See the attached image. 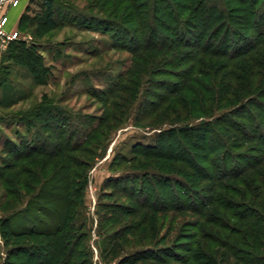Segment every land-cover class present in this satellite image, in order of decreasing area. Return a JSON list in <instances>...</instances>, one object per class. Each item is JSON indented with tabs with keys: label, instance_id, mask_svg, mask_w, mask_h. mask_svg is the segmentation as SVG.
Returning a JSON list of instances; mask_svg holds the SVG:
<instances>
[{
	"label": "trees",
	"instance_id": "16d2710c",
	"mask_svg": "<svg viewBox=\"0 0 264 264\" xmlns=\"http://www.w3.org/2000/svg\"><path fill=\"white\" fill-rule=\"evenodd\" d=\"M43 9L47 31L77 25L103 35L112 32L122 40L118 47L130 54V66L106 81L102 116L78 124L81 129L52 102L9 116L24 123L30 140L1 144L9 157L0 158V183L6 188L1 208L11 204L14 210L10 215L5 209L0 218L2 238L14 247L4 264H74L82 257L76 253L82 236H72L81 229L79 187L86 184L79 177L94 163L68 152L84 147L93 157L125 124L132 107L136 126L159 130L152 146L134 148L142 170L133 173L169 181L170 172H153V164L146 170L144 160L153 159L166 168L180 163L198 178L200 191L187 208L200 218L191 226L195 233L185 234L192 244L176 262L218 264L215 253L223 248L241 264H264V0H43ZM26 42L13 41L2 52L0 68L17 52L37 80L47 77L39 67L42 57ZM162 77L177 80L163 82L166 93L154 90L155 79ZM146 85L150 89L144 94ZM0 86L2 109L22 101L12 86ZM132 93L140 98L132 102ZM175 145L178 154L172 151ZM129 178L116 179L113 187L122 192L133 187L136 181ZM179 188L186 197L188 190ZM141 207L160 211L146 201ZM19 218L24 221L12 224Z\"/></svg>",
	"mask_w": 264,
	"mask_h": 264
},
{
	"label": "rangeland",
	"instance_id": "374dc122",
	"mask_svg": "<svg viewBox=\"0 0 264 264\" xmlns=\"http://www.w3.org/2000/svg\"><path fill=\"white\" fill-rule=\"evenodd\" d=\"M26 13L27 19L20 28L21 31H18L22 37H30L26 44L33 52L40 54L43 62L39 67H45L48 76H41L37 80L36 75L21 64L22 60L17 52L12 53L13 59L4 58L0 68V84L12 86L16 91L14 97H21L22 101L9 109L0 107V158L3 159L9 158L2 151L3 142L11 140L19 143L20 138L28 142L30 140L24 123L9 116L32 111L42 102H52L64 112L62 116L68 119L71 126L77 125L81 129L82 125L78 127V124L88 123L89 120L102 116L101 100L106 98L102 94L106 81L115 78L130 66V54L118 47L122 40L116 39L112 32L103 35L97 31L81 29L77 25L47 31L42 25L43 0H31ZM8 16L11 17V13ZM113 30L126 35L122 29ZM9 45L3 52L8 50ZM113 46H116L115 49ZM16 47L21 48L20 45ZM45 79L46 84H42ZM163 82L174 84L177 80L165 77L155 79L154 90L166 93ZM146 87L150 86H143L141 92L144 93ZM1 88L0 86V100L3 95ZM143 93L141 95L145 94ZM130 97L133 102L140 95L132 93ZM135 109L136 107H132L127 117L122 119L125 124L119 125L120 128L110 136V141L93 151V157L83 152L84 147L68 152L78 160L88 159L91 165L94 163L89 171L81 169L79 177L86 184L79 187L82 196L79 199L78 217L81 229L73 232L72 236H82L76 251L82 257L75 259L74 264H180L176 262V256L183 257L186 254L184 250L192 244L186 239L189 235L185 234L195 233V228L191 226L198 223L200 217L187 206L190 200L195 199V193L200 191L199 185H196L198 178L187 169L184 170L180 163H169L166 168L163 161L153 159L144 160L146 170H150L149 167L153 164V172H170L169 181L159 182L149 176L141 177L140 173H133V170H142L134 159V148L152 146L155 135L159 132L136 126ZM199 122L200 120L196 121ZM35 132L32 127L30 134L35 135ZM175 140H178V136L170 142L175 143ZM172 151L179 153L177 145L173 146ZM123 159L127 162H123ZM130 160L133 162H129ZM121 177L136 181L135 185L124 192L120 188L115 189L113 184ZM177 182L185 192L188 190L186 197L178 194L181 188ZM206 184L209 186V183H204ZM3 194H6V188L1 187L0 183V218L6 216L3 213L5 209H8L10 215L14 212L10 210L11 204L2 211ZM23 198L26 199L27 196ZM145 201L160 211L143 209L141 202ZM23 221L19 218L12 224ZM25 223L27 226L32 225L31 220ZM215 232L216 230L212 234ZM8 239L11 240L10 243L14 242V239ZM32 240L39 241L37 237H32ZM13 249V246L5 243L0 233V264H4L7 254ZM215 255L218 264H241L226 249H218Z\"/></svg>",
	"mask_w": 264,
	"mask_h": 264
},
{
	"label": "built area",
	"instance_id": "2783aa9c",
	"mask_svg": "<svg viewBox=\"0 0 264 264\" xmlns=\"http://www.w3.org/2000/svg\"><path fill=\"white\" fill-rule=\"evenodd\" d=\"M20 0H0V47L2 50L6 49L10 42L26 39L27 41L30 37H22L18 30L8 32L6 30L7 17L3 12V6L16 7Z\"/></svg>",
	"mask_w": 264,
	"mask_h": 264
},
{
	"label": "crops",
	"instance_id": "0c3cea01",
	"mask_svg": "<svg viewBox=\"0 0 264 264\" xmlns=\"http://www.w3.org/2000/svg\"><path fill=\"white\" fill-rule=\"evenodd\" d=\"M31 0H20L19 4L16 7H11L4 5L3 6V12L7 17V25H6V30L8 32L14 31V30H19V21L21 16L26 12V9L28 7V3ZM21 4V7H19ZM19 7V8H18ZM12 8H17V9H12ZM11 13V17L8 16V14ZM10 18V20H9ZM2 48L0 47V62H1V56H2Z\"/></svg>",
	"mask_w": 264,
	"mask_h": 264
}]
</instances>
